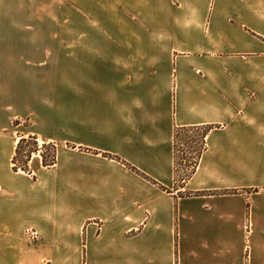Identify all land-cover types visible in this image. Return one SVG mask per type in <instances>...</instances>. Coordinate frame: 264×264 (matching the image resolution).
<instances>
[{
    "label": "crops",
    "instance_id": "obj_1",
    "mask_svg": "<svg viewBox=\"0 0 264 264\" xmlns=\"http://www.w3.org/2000/svg\"><path fill=\"white\" fill-rule=\"evenodd\" d=\"M110 2L65 88L44 0H0V264H264V0ZM178 128L209 130L187 181ZM29 136L55 166L14 171Z\"/></svg>",
    "mask_w": 264,
    "mask_h": 264
},
{
    "label": "rangeland",
    "instance_id": "obj_2",
    "mask_svg": "<svg viewBox=\"0 0 264 264\" xmlns=\"http://www.w3.org/2000/svg\"><path fill=\"white\" fill-rule=\"evenodd\" d=\"M110 2V0H109ZM110 4H112L110 2ZM108 5L106 0H44V45L47 46H63L66 52L62 56V78L65 80V88L72 86V50L71 47L76 44L81 45H105V32L117 33L118 23H111L108 21L106 14ZM112 6L109 5L111 12ZM125 22V26L127 27ZM128 28V27H127ZM132 27L129 26L128 29ZM80 37V38H79ZM67 91V90H66ZM69 93L66 92V96ZM203 132H194L190 134H183L178 139L176 151V172L178 167V180L183 181L186 175H189L193 170L190 167L191 161L196 155V148L200 145V136ZM43 143L40 141V145ZM57 147L59 146L54 143ZM44 154L50 159V150H44ZM42 156L33 155L28 162V169L35 170L40 165ZM26 162V159L22 160ZM58 161V154H57ZM182 164V166H181ZM185 165H189L185 168ZM52 168V167H51ZM44 169H50L45 168ZM187 169V170H186ZM181 183V182H180ZM34 230V229H31ZM36 231V230H34ZM38 233V231H36ZM39 240H40V234ZM26 238L30 240L26 234Z\"/></svg>",
    "mask_w": 264,
    "mask_h": 264
},
{
    "label": "trees",
    "instance_id": "obj_3",
    "mask_svg": "<svg viewBox=\"0 0 264 264\" xmlns=\"http://www.w3.org/2000/svg\"><path fill=\"white\" fill-rule=\"evenodd\" d=\"M200 131L203 132V134L200 136V144H199L200 146L196 148V155L193 158V161H191V166H190L193 171L189 175H186V179H184V181H187L188 179H190L192 175L194 174L196 168L198 167L201 155L206 149V136L209 130L207 128L205 129L178 128L176 129V133H175V145L176 146L179 141L178 139L183 134H186L187 136V134L194 133V132H196L197 134V132L199 133ZM46 149L50 150L51 152L50 159H48L46 155L44 154V150ZM37 154H41L42 156L43 167L51 168L57 164L58 152H57L56 145L54 143H48V142H43V144L40 145V141L37 136H29L27 138L23 137L18 143L16 154L13 159L14 171L15 172L22 171L27 174H32V171L28 169V162L32 159L33 155H37ZM23 159H26V162H23L22 161ZM176 163H177V159H176ZM186 166L188 167L189 165H185V168H187ZM177 173H178V167H177Z\"/></svg>",
    "mask_w": 264,
    "mask_h": 264
},
{
    "label": "built area",
    "instance_id": "obj_4",
    "mask_svg": "<svg viewBox=\"0 0 264 264\" xmlns=\"http://www.w3.org/2000/svg\"><path fill=\"white\" fill-rule=\"evenodd\" d=\"M28 238L34 242H36L37 240H39V235L36 231L34 230H29L26 232Z\"/></svg>",
    "mask_w": 264,
    "mask_h": 264
}]
</instances>
